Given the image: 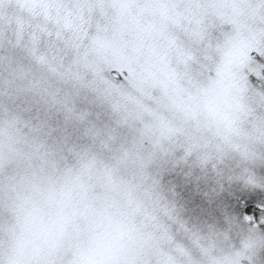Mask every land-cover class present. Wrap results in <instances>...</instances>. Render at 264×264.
<instances>
[{
    "label": "snow or ice",
    "instance_id": "obj_1",
    "mask_svg": "<svg viewBox=\"0 0 264 264\" xmlns=\"http://www.w3.org/2000/svg\"><path fill=\"white\" fill-rule=\"evenodd\" d=\"M0 264H264V0H0Z\"/></svg>",
    "mask_w": 264,
    "mask_h": 264
}]
</instances>
